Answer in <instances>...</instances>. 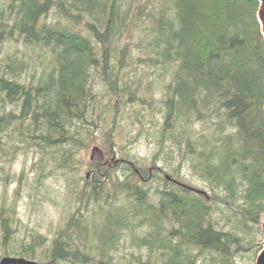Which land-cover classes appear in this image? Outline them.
I'll list each match as a JSON object with an SVG mask.
<instances>
[{
  "label": "trees",
  "instance_id": "16d2710c",
  "mask_svg": "<svg viewBox=\"0 0 264 264\" xmlns=\"http://www.w3.org/2000/svg\"><path fill=\"white\" fill-rule=\"evenodd\" d=\"M257 5V0H156V5L0 0V46L8 38L21 40L39 48L43 65L39 77L32 75L35 83L24 86L15 78L22 64L8 55L12 64L0 76V135L11 132L38 155L35 175L41 176L49 155L63 174L67 168L77 174L78 149L87 145L94 127L104 134L108 127L114 144L115 122L110 125L104 113L112 101H103L93 81L109 94H129L125 102L131 105H156L149 92L141 102L136 90L119 80L132 54L130 38L137 35L145 63L175 65L174 85L160 100L163 119L154 131L160 150L179 158L176 174L188 163L206 185L200 189L164 174L151 190L157 180L149 183L141 168L136 172L132 165L120 178L108 162H90L97 171L79 178L80 207L49 240L42 264H117L122 233L130 235L131 247L147 249L145 258L137 254L136 264H194L196 256L204 264H234L236 253L252 245L247 223H258L264 212V40ZM6 102L17 110L7 111ZM151 127L144 121V129ZM91 202L95 218L79 219L81 206L89 209ZM225 208L238 216L230 230L223 226ZM16 230L1 215L0 257L34 258L33 248L47 238L37 233L23 255L26 236L16 239Z\"/></svg>",
  "mask_w": 264,
  "mask_h": 264
},
{
  "label": "rangeland",
  "instance_id": "374dc122",
  "mask_svg": "<svg viewBox=\"0 0 264 264\" xmlns=\"http://www.w3.org/2000/svg\"><path fill=\"white\" fill-rule=\"evenodd\" d=\"M152 1L156 5V0ZM49 18L53 19V16L49 15ZM77 27L74 28L80 29ZM81 31L83 34L88 35L85 30ZM138 38L137 35L130 38L133 42L131 44L132 54L128 57V63L122 69V77L119 80L135 89L136 96L137 98L139 97L141 102L145 92H149L148 98L153 102L156 99V105H152L151 107L149 105L147 107V104L144 105V102L140 104L139 101L131 105L125 102L129 94L123 98L115 93L109 94L100 83L97 84V80L93 81L92 85L99 92V96L102 97L103 101H112V108L108 107V110H104V113L108 115L110 125L112 122H115L113 129L116 128L114 130L116 133L113 136L114 144L112 145L111 136L113 132L111 136L107 135L109 131L108 127H106L107 130H104L106 134L96 127L91 129L90 140H88L87 145L81 146L77 152V157L79 158H76L77 165L81 166L77 174H71L72 169L69 168L63 174L62 168L60 169L58 166L59 161L53 160L52 156L49 155L48 157L46 156L47 160L42 165L41 176L35 175V172L41 168L38 165V155L29 149L26 142L24 144L19 139L11 137V132L3 131L1 133L0 217L1 215L9 217L15 225V229L17 227L18 231L16 230L15 232L16 239L20 240L23 235L26 236L24 242L27 243H25L27 247L23 250L22 248L19 249L23 255L27 254L25 251L29 248L32 237L37 233L41 234L43 238L44 236L47 238V241L45 243L43 241L40 247L36 246L33 250L35 249L34 260L43 262V251L49 248V240L57 232V229L64 225L68 216L75 213L76 209L80 207L77 195L82 184L79 182V178L81 176L84 179L90 178L91 173L95 170L97 171V168L90 167L88 164L90 163L89 154L93 145H98L102 148L106 159H108L110 172L113 173L115 170L116 172L114 173H117V177L121 176L120 178H123L127 176L129 174L128 169L133 165V169L136 172L139 168L142 171L145 170L149 183L156 178L157 182L150 184L151 190H153V185L162 182L164 174H170V178L174 180L180 178L179 180L183 183L201 187L200 189L206 188L205 182L196 175H193L188 163H184L178 171L179 174H176L179 158L176 154L173 155L172 159L166 157L170 154H166L165 151L162 152L160 150L159 140L155 137L154 131L163 119V112L159 111L160 108H163V103L161 104L160 100L167 87L171 88L174 85L172 72L175 65L163 66L161 63H158L156 66L145 63L144 57L146 55H144V48L136 44V39ZM262 39L264 40L263 37ZM140 40L141 38H139ZM20 41L8 38L0 46V76L5 75L2 72L3 68L7 63H11L7 58L9 55L11 59H16V63L22 64V69L19 70L20 73L18 74L20 76L15 78L19 83L28 86L35 83L34 78L39 77L43 65L39 63L37 57L39 48L32 49V47L25 46ZM137 60H139V63L136 62ZM32 75H35V77L33 78ZM4 105L7 111L17 110V106L14 104L6 102ZM146 108H149L150 111L148 110L147 112ZM139 112L140 114L135 116ZM146 120L152 123L150 129H144V121ZM156 154L158 156L153 162L152 157ZM113 164H117L114 169ZM174 170L176 171L174 172ZM86 172H89L88 175H86ZM2 208L5 209L4 214L1 212ZM227 210L226 208L224 210L225 214H227L226 217L225 214L222 216L225 217L224 220L227 222L226 224L223 223L224 230H230L231 225L229 223L238 217L234 216L232 211ZM95 213H97L96 204L91 202L89 203V209L81 206L77 217L81 220H91L95 218ZM220 214V210H218L215 216H219ZM262 217L263 214L259 217L258 223H247L248 227L245 232H248L252 245H246V248L236 253L234 264H255V258L262 247L260 243L264 236V231L260 226ZM145 228L146 226H144ZM122 236L121 242L124 244L115 253L117 264H136V257L139 252L142 258H145L146 247L141 249L134 246L131 247L130 235L122 233ZM131 251L134 252V255L130 253ZM194 259V264H204L198 256L194 257ZM209 264L212 263L209 262Z\"/></svg>",
  "mask_w": 264,
  "mask_h": 264
},
{
  "label": "water",
  "instance_id": "95a60500",
  "mask_svg": "<svg viewBox=\"0 0 264 264\" xmlns=\"http://www.w3.org/2000/svg\"><path fill=\"white\" fill-rule=\"evenodd\" d=\"M256 19L259 24L260 33L262 34V37L264 38V0H258V6L256 9ZM263 110H264V103H263ZM89 160L96 161V162H102L104 160L103 151L98 146L94 145L91 148V151L89 154ZM260 226L262 230L264 231V213H263L262 220L260 221ZM260 244L262 245V247L256 255L255 264H264V236ZM0 264H39V263H36L34 261H27L23 258L5 256L0 259Z\"/></svg>",
  "mask_w": 264,
  "mask_h": 264
},
{
  "label": "bare ground",
  "instance_id": "6f19581e",
  "mask_svg": "<svg viewBox=\"0 0 264 264\" xmlns=\"http://www.w3.org/2000/svg\"><path fill=\"white\" fill-rule=\"evenodd\" d=\"M263 112H264V110H263ZM168 135H169V134H168ZM173 140H174V139H173ZM166 175H169V174H166ZM169 176H170V175H169ZM215 181H216V180H215ZM263 213H264V212H263ZM263 213H262V214H263ZM262 214H261V215H262ZM261 215H260V217H261ZM252 224H253V223H252Z\"/></svg>",
  "mask_w": 264,
  "mask_h": 264
},
{
  "label": "flooded vegetation",
  "instance_id": "af4514ba",
  "mask_svg": "<svg viewBox=\"0 0 264 264\" xmlns=\"http://www.w3.org/2000/svg\"><path fill=\"white\" fill-rule=\"evenodd\" d=\"M172 179V178H171ZM173 181H176V180H174V179H172Z\"/></svg>",
  "mask_w": 264,
  "mask_h": 264
}]
</instances>
